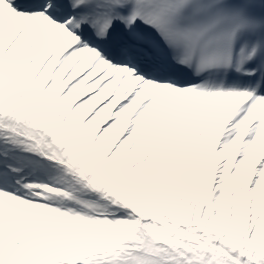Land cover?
Returning a JSON list of instances; mask_svg holds the SVG:
<instances>
[{
  "label": "bare ground",
  "instance_id": "6f19581e",
  "mask_svg": "<svg viewBox=\"0 0 264 264\" xmlns=\"http://www.w3.org/2000/svg\"><path fill=\"white\" fill-rule=\"evenodd\" d=\"M4 39L6 45L14 44L19 47L21 68L25 65L28 67L33 62L38 66L42 64V68L46 66L49 73L50 70L57 72L62 69L64 71L62 84L66 81L76 84L80 82H78L80 78L92 77L79 83L80 89L76 94L77 97L86 95L92 99L95 104V114L99 111L104 113L107 110H116L118 118L123 115L122 109L127 110L124 114V125L128 127L134 123L132 117L136 112L144 110L143 113L150 116L156 112L153 116L154 128L161 127L162 133L166 130L171 136L176 137L185 129H191L203 150L202 156L206 157L210 151L204 145L200 136L201 131L204 129L206 134L212 137L213 144H216L218 138L213 137L211 132L218 128L228 129V122L236 121L243 111L248 112L251 117L242 123L243 128L241 124L239 128L246 132L253 126L257 138L264 137V95L248 98L244 95L235 96L226 91H216L212 92L214 95L208 96L207 93L200 91H186V96L185 92L181 93L170 88L158 93L154 90V86L142 84L133 75L119 73L104 65L96 53L86 49L82 52L78 41L66 34L63 24L57 26L47 22L42 18V14L25 16L13 14L0 0V141L10 145L8 157L14 155L31 166L33 162L39 166L41 164L56 166V171L49 174H55L57 179L51 177L45 167H39L47 175L50 184H41V186L39 184L40 192L47 197L64 194L65 199H70L67 207L71 211V218L79 226L49 233L44 243L54 248L62 245L70 247L81 239L89 240L90 235H93L94 245L98 246L100 256L83 264H172L166 256V246L151 237L144 219L134 210L125 207L121 209L117 206L119 203L116 200L114 204L121 211L117 210L115 213H92L86 208L89 204L98 206L89 196L96 198L86 189L84 192L76 190L77 183L83 186L95 185L102 190L108 188L107 184L113 172L111 164L113 158L110 154L107 157L98 152L99 148L94 152L93 147H89L95 145L90 135L85 134L83 129L80 131L76 126H72L66 115H56V100L52 99L49 102L43 100L40 94L30 90L22 80L21 74L16 80H3L2 67L7 63L4 58L5 50L1 46L4 44L2 42ZM11 83L15 86L12 87ZM161 106H167L168 109L163 110ZM236 107H239L238 111L232 114ZM101 120L99 124L105 123V119ZM215 120L218 122L214 123ZM147 121L150 119L147 118ZM164 122L166 127H163ZM173 125L178 126L179 133L172 130ZM230 130L229 127L228 131ZM8 131H12L11 136L6 134ZM158 132L159 129L157 131L153 129L150 137H155ZM122 141L126 144L125 139ZM259 145H262L261 140ZM4 150L5 148L0 146V154ZM175 153L177 155V152ZM215 161L218 162L216 159ZM256 166V163H252L248 167L249 174L244 179L248 188ZM183 168L186 169V166L184 165ZM182 171L179 169L177 172L182 174ZM208 180L212 181V177L209 176ZM108 197L113 199L111 195ZM75 205H79L81 209L75 208ZM145 207L150 213L148 205ZM111 216L118 222L121 217L130 218L132 221L123 225L118 224L115 234L111 236L110 228L106 224H101L102 221L107 223L108 217ZM81 222L83 223L80 226ZM38 243L40 244L39 241ZM192 244L196 249L193 250L190 260L195 264L199 261L198 255L203 259L204 264H240L227 250L213 256L208 246L203 243L193 241ZM26 251L25 246L18 249L16 254L8 253L4 257L8 264H18V262L33 264L32 258H27L25 255Z\"/></svg>",
  "mask_w": 264,
  "mask_h": 264
},
{
  "label": "rangeland",
  "instance_id": "374dc122",
  "mask_svg": "<svg viewBox=\"0 0 264 264\" xmlns=\"http://www.w3.org/2000/svg\"><path fill=\"white\" fill-rule=\"evenodd\" d=\"M10 46L13 47L14 44H11ZM18 53H19V49L15 50L14 47L13 49L9 50L8 57H7L9 66L15 65L16 67L17 64L19 65L21 58L18 55ZM33 68L34 69L30 71L31 78L37 76L39 72H42L44 71V69H46L45 67L42 68V64H40L39 66L34 64ZM47 73H48L49 78L55 79L53 84L56 85V88L58 89V91H60L62 87L66 86L65 84H64L65 86H61V81H62V76H63L62 72L61 74L57 73L56 74L57 76L55 75L53 77L54 75L53 72L49 73V71L47 70L45 73H42L41 78H40L41 80L39 81L36 80L38 85L39 83L44 82L45 80L44 78L47 76ZM88 79L90 80L92 79V77L90 76L83 77L80 79V82H83V80H88ZM31 82L32 81L29 82V85L31 84ZM66 82H69V81H66ZM79 83H76L72 85L70 88H68V91L66 92V94L60 99L62 108H64L67 104L73 103L77 100L76 93L80 89ZM53 88H55V86ZM94 107H95V104L93 101L91 104L89 103L88 106L84 108L82 106L80 107L75 106L73 108V111L70 114L69 119L71 121L82 119V122L83 121L85 122L84 130L88 131L89 133H92L93 129L96 128V126H99L100 121H102L101 119H105L104 118L105 114L109 112V110L104 111V113L99 111V113L95 114ZM121 112L125 114L126 110L122 109ZM113 113H114L113 115H115L116 117V110L113 111ZM217 113H218V109L216 111V114ZM144 115L145 114L142 111L137 112L136 114L133 115L132 119H134V123H131V125L133 127L132 128L133 131L135 132V134L133 135L135 142L129 141L128 143L125 144L123 149L118 152V155L116 157L115 155H113V158H114L112 162L113 176L110 178V182L113 186H116L123 181V185H125L126 187H131L130 190H134L133 185H132L133 182L132 183L127 182L126 180L128 179L130 181V178H128L129 173L130 174L138 173L141 175L143 174V179L139 180V184L136 185L135 187L136 192L135 191L132 192L134 193L133 196L135 198L132 204L134 207H136L137 211L143 214V216H144V208H145V206L143 207V205L147 204L153 207L156 203L155 202L156 198L159 197L157 195V192H159L162 186H164L165 184L166 185L169 184L168 191L170 195H173L172 193L173 189L177 186L178 190L176 191L175 194L179 197H183V198L187 197L188 187L189 189L191 187L194 190V195H193L194 200H197L199 197L204 196L206 194L205 192L208 190L207 188L208 187V182H207L208 166L210 165L212 161L211 155L210 156L208 155V157L202 156L203 150L200 148L198 149V147L195 149V147L193 146L194 139L192 138L191 134L185 133V136H184L185 145H188V149L190 148L191 151L193 149V151L195 152L190 153L189 151L185 150V155L182 161L184 162L186 161V159L189 160V157L192 155L193 159H192L191 164H189L185 169L183 167L181 168V164L175 161L176 158L172 160L173 161L172 165L170 163L162 162V154L158 150L157 140L154 139L155 141L152 142V145L150 146V144L148 143L149 141H147L141 135H139L140 127L143 126L141 117H143ZM250 117L251 115L249 116V114H247L245 116L240 117L239 120L235 122L233 121L230 122L229 127L231 130L225 136V138L221 141V145H220L221 152L219 156L220 162H219V169H218L219 172L217 174L218 176L217 178H219L220 182H218L217 181L218 179L216 178L217 182L215 183V187L218 188L217 194H218L219 199H221V196L223 194L222 192L223 188L227 187L229 184L226 178L227 176H231L232 178H234L235 182L237 183L235 184L236 189L240 188L243 190L244 185H245L244 179L248 176L249 174L248 167L252 165V163L257 164L253 172V175L256 176L255 178H257L259 175H264L263 173L264 171V150H263L264 137L262 136L260 138H257L258 135H255L256 129H254L253 126L249 128V131L245 132L244 130H242L243 128L242 123L245 122L247 118L250 119ZM124 122H125L124 115H121L118 118L116 117L114 121L109 124L108 131L110 132L108 133L106 132L105 134H103V136H100L97 141V145H93L94 152H96L98 148H100L101 151L103 152L105 149V145L108 142H111L112 146L117 143H118V147L122 146L124 144L122 141L123 137L126 136L127 133H123L122 136H120L119 138H118V135L126 129V128H123ZM240 124L242 125L241 129L239 128ZM148 125L150 126V123H148ZM146 126L147 125H144V127ZM239 129L240 131L238 132ZM117 130H119L118 132L119 134L117 133ZM112 133H114V135L117 134V136L116 137L113 136ZM260 140L262 141V145H259ZM136 148L139 149L138 151H141V152H139L138 155L134 156V154L136 153L135 152ZM206 149L210 151L209 146H207ZM177 168L184 169L182 171V174L177 172ZM259 179H261L264 184V177L259 176ZM255 181L251 179V183L249 184V188H248V194L246 193V191L243 190L245 193V196L242 198L241 202H243L244 200L245 201L252 200L253 193H254L253 185ZM179 187L181 188L183 187V190L180 189ZM128 189L125 191V194H129ZM76 190L80 192L85 191L84 189H81L78 186L76 187ZM152 192H153V196H151L152 198L150 199V195L148 194ZM247 195H248L249 200L246 199ZM60 196H63V195H60ZM146 196L149 197L148 200L146 199ZM247 204L249 206L250 202ZM90 206L91 205L89 204L88 206H86V208L96 210ZM4 207H6V210H2L0 208V216L2 214L6 215L8 213L7 209H9V207L11 208V210L13 209L12 210L13 212L15 210H19L21 206H20V202H10V204L5 203ZM31 208L32 209L28 211L30 212L29 215L25 216L26 218H24L22 221V223H25L24 227L26 226L29 227L30 223L31 225L32 223H34L37 226L43 227L45 230L46 229L49 230L48 233L55 232L53 229H54V226L56 225L55 224L56 221L60 222L63 225L62 227L64 228L67 227L64 230H67L68 228L76 227L75 223L73 225H70V223L67 224L66 221H67V218H69L68 216L66 217L65 215L61 213H57V212L55 213V210L43 208L44 211H38V207L36 206L34 207L32 206ZM12 212L10 211V215L12 214ZM91 212L94 213L93 211ZM24 215H25V212H24ZM10 217H9V221H10ZM148 218L151 219L152 214L151 216H148ZM119 219L121 220L122 223H116V221L113 219L111 220L108 219L107 223L106 222L103 223V221L101 222V224H106L108 228H110L111 236L115 234L116 232L115 228L118 224L122 225L123 223H128L132 221V219L125 218V217H122ZM82 223L83 222H81L80 226L82 225ZM167 223L170 224L168 219L166 220V224ZM0 224H1L0 226V237H1L0 238V255H2L1 251L3 250L8 251L7 248H3L4 247L3 245L7 243L13 244L17 240V237L14 234V232H17V231L14 228L11 229V227L8 224H5V223H0ZM180 224H181L180 220H178L177 232L179 233L178 235L179 238L181 236V230H182V227ZM20 225H21L20 223L16 224V226L18 227ZM150 226L152 227L151 223H150ZM190 226L192 230L189 229V232L188 231L186 232V234L189 237L193 238L194 236H201V233L197 235L194 232V230L198 228V226H194V222H190ZM162 233H163L162 230L158 231V234H156V236H154L153 239L159 238L160 234ZM166 235H168L169 237H173V232L171 230H167ZM191 238L189 239L182 238L179 244L180 245L189 244ZM88 239L89 240L82 239L81 241H79L80 243H82V249L79 251L80 254L79 253L77 254L75 251H71L72 248L69 250L65 249L66 256L62 258L63 263L83 264L87 262L88 259H92L94 255H97L99 249H98V246L94 245L95 243L94 236L90 235ZM112 239L113 237L111 238V240ZM242 239H244V236L239 237L240 241ZM36 240L37 238H35L33 242H25L24 245L29 246L30 243H35ZM247 243H250L251 245H253L252 240L247 241ZM42 245L44 248L43 250H45V248H47L48 246L47 244L44 243V240H42L40 246L39 244H36V247H34L33 249H35V251L41 252L42 250L40 249V247ZM92 246L95 247V249L92 248ZM195 249L196 248H194L193 246L190 247L189 249L190 255ZM260 249L262 250V255L264 256V247L260 246ZM87 256H90L91 258H88ZM167 256L170 257V253H168ZM0 264H4L1 258H0ZM58 264H60V262Z\"/></svg>",
  "mask_w": 264,
  "mask_h": 264
},
{
  "label": "trees",
  "instance_id": "16d2710c",
  "mask_svg": "<svg viewBox=\"0 0 264 264\" xmlns=\"http://www.w3.org/2000/svg\"><path fill=\"white\" fill-rule=\"evenodd\" d=\"M264 177V175H259ZM259 176L255 179L254 188H253V198H252V204H251V213L252 216L249 219L247 229L245 232V203L241 202L243 198V191H241L240 188L236 189L234 188L233 193L230 197V203H231V220L229 223L228 233L230 236L229 245L230 247H240V240L239 237H242L245 235V238H252L255 241L259 242L260 244H264V184L261 179H259ZM128 178H130L129 182H133L132 185L136 187V185L139 184V180L143 179V174L133 173L130 174ZM135 183V185H134ZM127 189L124 186L118 187V194L119 196H122L124 199L131 202L133 200L132 192L133 190H129V194H125V191ZM176 190L177 186L173 189V195H170L168 198L164 197L161 194V190L157 192V195L159 196L157 199L158 206H161L162 208L167 209H175L176 208V202L178 199V196H176ZM153 196V192L148 194ZM194 190L190 187L188 188V195L187 197H184L182 199V211L181 215L188 219L189 216L192 215V217L200 220L203 218V212L205 211V204H204V197L201 196L197 200L193 199ZM228 200L227 196L225 198ZM199 203V204H198ZM216 203V214L217 218L219 219L221 215H224L225 209L228 205L227 202H219L218 200L215 201ZM25 212H28L30 210V207L25 205L23 207ZM21 216H18L17 214L14 216V219L17 221L21 220ZM52 261L58 260V257L56 254H49L48 257Z\"/></svg>",
  "mask_w": 264,
  "mask_h": 264
}]
</instances>
